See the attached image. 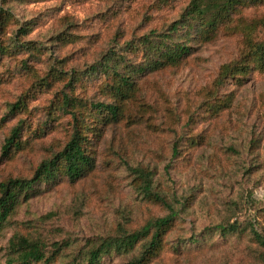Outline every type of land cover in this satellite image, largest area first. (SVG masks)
<instances>
[{"label":"rangeland","instance_id":"obj_1","mask_svg":"<svg viewBox=\"0 0 264 264\" xmlns=\"http://www.w3.org/2000/svg\"><path fill=\"white\" fill-rule=\"evenodd\" d=\"M191 2L0 0V183L33 178L64 149L73 133L64 94L86 117L95 157L82 179L61 175L21 202L0 232V264L15 259L19 238L54 256L50 264H86L102 241L169 215L145 194L137 169L177 213L151 264H264L252 232L264 236V68L252 50L264 41V0H242L209 35L177 37L190 51L155 70L151 50ZM18 40L39 49L18 51ZM226 66L238 71L225 77ZM118 75L133 85L124 98ZM98 104H119V122L101 126ZM17 127L22 148L7 158ZM234 223L243 233L213 229ZM140 246L100 264H129Z\"/></svg>","mask_w":264,"mask_h":264},{"label":"trees","instance_id":"obj_2","mask_svg":"<svg viewBox=\"0 0 264 264\" xmlns=\"http://www.w3.org/2000/svg\"><path fill=\"white\" fill-rule=\"evenodd\" d=\"M242 0H192L191 5L183 14L181 19L174 22L168 33L160 38L151 50L156 59L153 62L155 70H160L169 65L178 63L190 48L176 38H183L185 34L195 33L200 30L206 31V35L217 30L223 18L229 15L230 11L235 9L236 5ZM2 24H0V29ZM252 28H250L251 30ZM187 31V33H185ZM148 43L152 45V39L147 38ZM18 51H36L34 43L16 41ZM254 57L258 65L264 68V41L252 45ZM0 52H5V48L0 44ZM114 60V55L108 56V63ZM238 71L237 66H226L223 75L227 77L233 70ZM245 66L241 69L244 71ZM139 69L138 71H142ZM137 71V72H138ZM119 78L118 94L123 98L132 91V83L129 77L117 76ZM124 95V96H123ZM77 100L63 95L62 106L71 111L73 120V133L64 149L56 154L50 160L42 163L35 175L31 179H10L0 183V232L3 230L12 214L22 201L32 197L35 187L41 183L53 182L61 175L67 177L71 182H76L95 169V157L89 149V139L87 130L89 126L86 123L85 115L77 110ZM25 106V101L20 100L11 106V113L21 111ZM100 116L98 122L101 126H108L111 123L119 122L121 115V106L119 104H98L93 105ZM5 121L4 119L2 120ZM22 148L20 137V129L14 128L13 132L7 138L3 147V155L7 158L11 157L15 150ZM178 152V151H177ZM176 150L174 155L176 156ZM139 175L143 183L145 194L153 201L162 204L171 213L163 218H159L154 222L146 224L142 229L133 233H124L119 237L110 238L102 241L97 247H93L87 256H85L86 264H100L102 258L115 252L118 254L130 253L136 250L137 245L140 246V253L129 264H151L166 247V236L171 227H173L177 213L171 204L166 201L160 194L153 192L152 181L150 175L142 169L134 170ZM222 234H238L243 233L240 225L237 223L231 225H217L213 228ZM256 240L264 247V236L252 230ZM196 240L195 238L192 239ZM16 253L15 259H10L7 264H35L44 262L50 264L53 257L47 258L42 247L27 238H19L17 242L11 245Z\"/></svg>","mask_w":264,"mask_h":264}]
</instances>
